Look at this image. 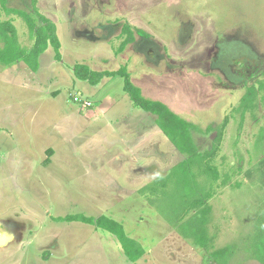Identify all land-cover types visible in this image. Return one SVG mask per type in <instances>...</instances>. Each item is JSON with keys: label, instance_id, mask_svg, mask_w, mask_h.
<instances>
[{"label": "rangeland", "instance_id": "374dc122", "mask_svg": "<svg viewBox=\"0 0 264 264\" xmlns=\"http://www.w3.org/2000/svg\"><path fill=\"white\" fill-rule=\"evenodd\" d=\"M31 2L8 0L7 7L32 13ZM36 2L56 25L61 60L49 46L36 72L23 62L0 65V225L12 235L7 242L0 239V264H141L127 262L111 234L82 222L53 220L76 213L121 214L126 232L152 252L148 259L154 264H199L200 253L187 239L175 231L163 235L159 209L164 199L123 195V202L115 203L114 190L104 187L112 182L110 154L103 148L125 149L122 126L112 127L113 118L153 117L132 104L121 77L94 86L75 76L76 64L95 71L127 66L143 96L164 102L195 126L200 151L216 144L217 130L228 119L215 163L238 185L215 187L210 200L211 225L218 221L215 245L256 246L264 235V166L259 163L264 91L253 113L242 116L237 106L247 86L264 80V0ZM1 17L13 20L20 42L29 47L32 40L22 19L4 12ZM123 24L133 30L135 41L117 53ZM75 95L91 106L74 102ZM156 129L153 134L148 130L144 140L146 162L156 174H165L182 155ZM121 172L114 171L118 181ZM156 174L138 180L127 172L124 188L143 185ZM142 264L150 262L145 258Z\"/></svg>", "mask_w": 264, "mask_h": 264}, {"label": "trees", "instance_id": "16d2710c", "mask_svg": "<svg viewBox=\"0 0 264 264\" xmlns=\"http://www.w3.org/2000/svg\"><path fill=\"white\" fill-rule=\"evenodd\" d=\"M8 0H0V65L10 66L23 62L31 71L39 68V58L51 46L55 60H61L60 40L57 35L55 23L41 13L36 0H32V13L16 8L7 7ZM15 15L22 19L28 29L32 43L24 47L18 38V33L12 19H3L1 13ZM141 36H146L137 30ZM120 36L122 40L116 50L122 52L128 44L135 41L133 30L128 24H123ZM74 74L91 85H97L105 77L119 76L123 80V91L127 94L132 104L144 112L154 116V120L161 132L168 138L172 145L185 156L180 163L163 177L156 178L151 183L141 188L143 194L147 193L156 198L164 199L163 209L159 206L161 215L172 226L177 227L180 235L189 239L193 244L204 249L212 260L218 264H225L233 254V246L222 248L214 247V237L208 233V215L212 207L209 200L215 195V187L229 184L230 179L226 174H221L218 164L219 145L223 137V129L228 123L224 118L222 126L217 130L214 144L209 150L199 151L193 139L195 126L173 112L164 102L143 96L141 89L130 78L127 66L117 70L95 71L87 65L76 64ZM264 91V80L257 86L246 87L244 95L237 106L241 109L242 116L245 112L253 113L257 106L258 96ZM238 108L236 110H238ZM211 127L207 128L210 131ZM52 150L48 151L51 154ZM264 164V158L261 160ZM233 183L231 186H237ZM161 195V196H160ZM151 202H155L152 200ZM166 206V207H164ZM196 211L192 216L190 214ZM55 221L82 222L93 225L113 235L120 243L126 259L132 263L138 261L145 254L143 246L135 239L129 237L124 227L118 221L100 215L98 217L85 216L84 214H67L54 217ZM262 235V236H261ZM254 247V256L264 263V235Z\"/></svg>", "mask_w": 264, "mask_h": 264}, {"label": "crops", "instance_id": "0c3cea01", "mask_svg": "<svg viewBox=\"0 0 264 264\" xmlns=\"http://www.w3.org/2000/svg\"><path fill=\"white\" fill-rule=\"evenodd\" d=\"M106 79H108V77L103 78L101 81H105ZM152 117H153V120L152 121L151 120L148 121V118L146 116H139V115H136V114L135 115H132V114L131 115H118V116H115L113 118V120L111 121L112 127H114L115 125H121L122 126L123 133H124V136H125V139L122 142L123 145H124V148H125L124 150H122L121 148L117 149V150L111 149L112 147L103 148V151L105 149L104 152H106V153L109 152V154H110V156L108 157L107 165L110 166L111 174L107 175V176H109L108 179L111 180V182H112V183H109V181L105 182L104 187L105 188L107 187V189L111 188V189L114 190V193H112V196H113V198L115 200L114 201L115 203H122L123 200H124L123 195H135V196L138 195V194L143 195V193L140 191L141 188H143L147 184L151 183L156 178L165 176L172 169V167H174L175 165L180 163L183 159H185V156L183 154H181L173 146L175 150L173 148L172 149L176 152L175 154H177V155L181 154L182 156H180L181 159H179L177 162H175L174 165H172L171 168H169L168 171L165 174H162V173L156 174L158 172L157 169H153V167H149L148 166V164L146 162V161H148L147 160V156H146V153L144 151V149H145L147 144H146V141H144V140H145V137H146V135L148 133V130L152 131V134L155 133V132L158 133V130L156 129V128H158V126L155 123L154 116H152ZM149 122H152V124H148ZM198 150H199V147H198ZM173 154L174 153L171 150L169 152V155L171 156ZM112 156H113L114 161L112 160V162H109V159L112 158ZM260 156H261V158L259 157L260 158L259 163H261V160L264 158V151H262L260 153ZM122 158H124V160H125V158H130V159L132 158L133 160L129 161V162H127V161H125V162L123 161L122 162V160H121ZM141 158H144V159L146 158L144 163H141L142 162ZM232 164H233V162H232ZM262 165L264 166V164H262ZM96 168H98L99 171H104L103 169H100V168H104V166H99V167L95 166L94 169L96 170ZM230 168H231V166H230ZM116 169L122 170V172L120 173L121 174V178H120L119 181L117 179L118 175L116 176L115 173H114V171H116ZM219 170H220V168H219ZM127 172L135 173L137 175L138 180H139L140 177L144 178L148 173H151V174L155 173L156 175L154 176L155 178L153 177L154 179L152 181H149V182H146V183L144 182L143 185L136 186V187L134 186V188L133 187L124 188L125 187L124 185L128 183V181L125 182ZM233 183H235V182L230 181L228 185L231 186V184H233ZM228 185L224 186L223 188L227 187ZM216 194H217V192L215 193V195ZM145 195H147V193H145ZM103 196H104L103 194H101L100 196L97 195V199H101ZM152 200H153L152 198L149 199V202L151 204H152V202H151ZM210 200H209V203H210ZM154 204H156V202H154ZM155 207L158 210L157 205ZM212 211L213 210H211L210 215H208V219H209L208 233L214 237V241H213L214 242V247L217 249V248H222V247L227 246V245H223V246H220V247H216V245H215L216 244V240L218 239L219 231H217V229H218V221H217V224L211 225V221H212L211 218L214 217V216L211 217ZM195 212L196 211H193L190 214V216H192ZM120 215L121 214H117V215L109 214V215H106V216H108V217L118 221L119 223H121L123 225V227H124L125 232H126L123 220L120 219ZM162 218H163L162 224H164V227L166 228V231L163 232V235H165L166 233H170V234L172 233L173 234L172 231H175L177 236H180L181 238L185 239L184 237H182L180 235L177 227H174L170 223H168L164 219L163 216H162ZM217 219H220L219 215L217 216ZM216 226H217V229H216ZM96 229L97 230H102V229H98V228H96ZM102 231H104V230H102ZM104 232H106V231H104ZM106 233H108V232H106ZM126 234L129 237H131L127 232H126ZM131 238H133V237H131ZM133 239H135V238H133ZM135 240H137V239H135ZM116 241H117V239H116ZM137 241L143 246L142 241L141 242H140V240H137ZM187 242H188V244L191 245V246L190 245L189 246L192 247L193 250H195V251L200 253L199 264H218V263L214 262L212 260V258H210V256L207 254V252L204 249H202V248L198 247L197 245L193 244V242L191 240H189V239H187ZM111 243H113V242H111ZM0 246H2V245H0ZM233 247H234L233 248V254H232L231 258L226 261L225 264H245L246 261L252 262L253 264H264V263H261L260 261H258L256 259V257L254 256L253 249H254L255 246L253 248H248V246L244 247L243 245L241 247H239V245L238 246L235 245ZM143 248L145 250V254L142 256V258L139 259L141 261L140 263L142 264V262L145 260V258H147V261L150 262V264H154V260L152 258L150 260L148 259L149 256H152V254H151L152 252L151 251L149 252L144 246H143ZM121 253H122L123 257L125 258V260L127 262H130L124 256L122 249H121ZM136 262H134V263H136ZM130 263H132V262H130Z\"/></svg>", "mask_w": 264, "mask_h": 264}, {"label": "built area", "instance_id": "2783aa9c", "mask_svg": "<svg viewBox=\"0 0 264 264\" xmlns=\"http://www.w3.org/2000/svg\"><path fill=\"white\" fill-rule=\"evenodd\" d=\"M73 100H74V102H76V103H80V104L83 105L84 107H89V106H91V102H88V101L86 100L85 97H81L80 95H75V96L73 97Z\"/></svg>", "mask_w": 264, "mask_h": 264}, {"label": "clouds", "instance_id": "9594fccd", "mask_svg": "<svg viewBox=\"0 0 264 264\" xmlns=\"http://www.w3.org/2000/svg\"><path fill=\"white\" fill-rule=\"evenodd\" d=\"M11 238L12 235L6 232V230L3 228V225H0V239H3L4 242H7Z\"/></svg>", "mask_w": 264, "mask_h": 264}]
</instances>
